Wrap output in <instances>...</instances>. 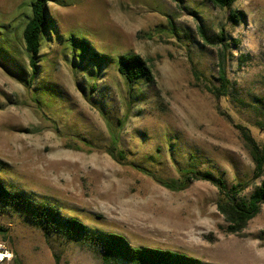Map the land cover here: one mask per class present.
<instances>
[{
	"label": "rangeland",
	"instance_id": "374dc122",
	"mask_svg": "<svg viewBox=\"0 0 264 264\" xmlns=\"http://www.w3.org/2000/svg\"><path fill=\"white\" fill-rule=\"evenodd\" d=\"M35 1L0 0L1 183L134 247L264 264V206L230 235L216 186L174 192L141 169L174 180L189 168L210 173L243 184L241 200L258 189L264 175L240 128L264 149V0H237L238 22L211 0H48L32 81L23 33ZM224 49L230 89L218 98ZM127 54L142 57L150 82H126L118 62ZM113 135L126 161L108 153ZM1 252L0 264H103L100 247L48 239L4 205Z\"/></svg>",
	"mask_w": 264,
	"mask_h": 264
},
{
	"label": "trees",
	"instance_id": "16d2710c",
	"mask_svg": "<svg viewBox=\"0 0 264 264\" xmlns=\"http://www.w3.org/2000/svg\"><path fill=\"white\" fill-rule=\"evenodd\" d=\"M211 1L215 6L228 9L231 12L230 21L238 22L243 16L233 11V5L237 0ZM47 2L48 0H36L33 3L32 16L23 33L26 52L30 57L32 81L35 80L37 73L44 35L51 27L46 8ZM199 29L204 38L208 39L204 30L201 27ZM224 39V34L221 33L220 40L223 41ZM73 44L75 45L72 46H80L79 51L83 53L88 50L85 42L76 41ZM225 53V49L222 50L219 62L220 86L212 91L218 98L227 96L230 89ZM118 70L126 82L131 85H136L141 80L150 82L153 79L152 70L139 55L121 56L118 62ZM27 83L31 84L30 82ZM240 129L256 165L255 176L261 178L264 175V149L251 136L248 129L243 127ZM112 139V147L109 148L108 153L116 161H126L127 158L123 150L118 146V138L114 136ZM141 169L160 185L174 192L184 191L198 181L209 182L216 186L220 196L218 211L224 216L228 224L226 231L230 235L242 234L249 222L257 217L264 206V180L249 200H241L240 195L245 191L243 184L238 183L228 187L223 179L214 177L210 173H201L189 168L182 170L179 180H174L164 179L155 174H150L151 172L145 168ZM0 205L10 206L16 213L23 214L36 228L42 230L48 239L55 237L64 240L66 243L81 242L100 247L103 264H203L199 259L171 251L134 247L123 236L94 232L79 219L64 217L58 209L44 201H34L23 193L10 192L1 181Z\"/></svg>",
	"mask_w": 264,
	"mask_h": 264
},
{
	"label": "bare ground",
	"instance_id": "6f19581e",
	"mask_svg": "<svg viewBox=\"0 0 264 264\" xmlns=\"http://www.w3.org/2000/svg\"><path fill=\"white\" fill-rule=\"evenodd\" d=\"M4 258H6V257H5V255H4V253L1 252V253H0V261H2V259H4Z\"/></svg>",
	"mask_w": 264,
	"mask_h": 264
},
{
	"label": "built area",
	"instance_id": "2783aa9c",
	"mask_svg": "<svg viewBox=\"0 0 264 264\" xmlns=\"http://www.w3.org/2000/svg\"><path fill=\"white\" fill-rule=\"evenodd\" d=\"M4 259H5V258H4ZM4 259H2V261H0V263H1V262H3V261H4Z\"/></svg>",
	"mask_w": 264,
	"mask_h": 264
}]
</instances>
